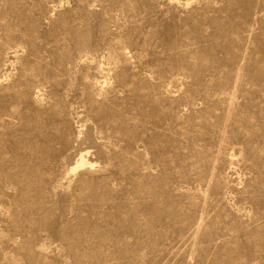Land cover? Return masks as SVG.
Returning a JSON list of instances; mask_svg holds the SVG:
<instances>
[{
    "label": "rangeland",
    "instance_id": "obj_1",
    "mask_svg": "<svg viewBox=\"0 0 264 264\" xmlns=\"http://www.w3.org/2000/svg\"><path fill=\"white\" fill-rule=\"evenodd\" d=\"M0 264H264V0H0Z\"/></svg>",
    "mask_w": 264,
    "mask_h": 264
},
{
    "label": "bare ground",
    "instance_id": "obj_2",
    "mask_svg": "<svg viewBox=\"0 0 264 264\" xmlns=\"http://www.w3.org/2000/svg\"><path fill=\"white\" fill-rule=\"evenodd\" d=\"M86 161H87V160L84 159L83 154L80 155V157H79L77 163L75 164L74 167H72L71 170H75L77 167H80V166H83V165L87 164Z\"/></svg>",
    "mask_w": 264,
    "mask_h": 264
}]
</instances>
